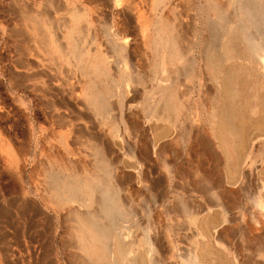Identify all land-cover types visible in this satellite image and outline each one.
Returning <instances> with one entry per match:
<instances>
[{
  "label": "rangeland",
  "instance_id": "rangeland-1",
  "mask_svg": "<svg viewBox=\"0 0 264 264\" xmlns=\"http://www.w3.org/2000/svg\"><path fill=\"white\" fill-rule=\"evenodd\" d=\"M46 3L0 0V264L212 263L205 254L264 264V140L228 161L216 135L219 116L230 126L243 117L247 141L264 119L262 66L250 51L264 50V0H55L35 38L30 7ZM228 37L239 56L224 61ZM28 61L42 76L29 81ZM241 67L252 76L229 98L227 75ZM154 126L175 134L148 158Z\"/></svg>",
  "mask_w": 264,
  "mask_h": 264
},
{
  "label": "bare ground",
  "instance_id": "bare-ground-1",
  "mask_svg": "<svg viewBox=\"0 0 264 264\" xmlns=\"http://www.w3.org/2000/svg\"><path fill=\"white\" fill-rule=\"evenodd\" d=\"M199 7V6H198ZM198 9V8H197ZM127 20H128V18H127ZM129 21V20H128ZM131 22V21H130ZM183 36V35H182ZM233 36V35H232ZM234 38H232L233 40L234 39H236L235 38V36H233ZM229 40H230V37H228V38H225V39H223V42H222V52H224L225 51V57L223 56V59H224V61H230V60H232L233 58H232V55H236L237 53L234 51L235 50V48L236 47H234L233 49L231 48V51H228L227 52V44H228V42H229ZM124 44H122V45H124V48H126V42H127V38H125L124 39ZM174 41H168L167 42V46H166V48L167 49H170L169 50V54L171 53V51H172V49H173V46H174ZM227 46V47H226ZM120 47V46H119ZM123 47V46H122ZM182 47V46H181ZM180 47V48H181ZM120 49V48H119ZM194 51V50H193ZM250 51L254 54V56L256 57V59H257V61L259 60V62L261 63V66H262V70L261 71H258V74L260 75V77L262 78V80H263V82H262V84L264 83V50H262L258 45H254L252 48H250ZM173 54V53H172ZM161 55H163V54H161ZM205 56H206V58L205 59H207V58H209L208 59V62H209V64L208 65H210V64H212V65H214L215 63H216V59H215V57L210 53V52H208V51H206L205 52ZM237 56H239V54H237ZM179 57H180V59L182 60V58H183V55H182V53H181V51L179 52ZM191 60V59H190ZM195 62H192V66L190 67V73H192L193 74V72H194V70H195ZM166 65H167V61H163V73L162 74H164V75H166L167 77H168V73H167V68H166ZM189 65V64H188ZM188 65H187V67H188ZM189 69V68H188ZM188 72V75H190V73ZM252 72H248L247 70H245V69H243L242 67L241 68H237V69H235V70H233L230 74H228L227 76H229L228 78H227V82H226V80L224 81V82H226V87L229 89V93H227V96L229 97V98H239V97H241L242 96V89H241V87H240V89H235V87L237 86L238 88H239V86H238V84H240L241 83V85H242V88H243V85H244V83L245 84H247V81L251 78V76H252V74H251ZM171 83V85H172V87L173 86H175V85H177V82L175 83L174 81L173 82H170ZM222 85V84H221ZM128 85H126V90L128 91V87H127ZM162 86H165L166 87V84H164V85H162ZM168 86V85H167ZM124 87V86H123ZM221 88H224V85L223 86H221ZM138 91V90H137ZM129 94L130 93H128V92H126V96L128 97L129 96ZM123 95V94H122ZM129 98V97H128ZM173 99H174V96H172V95H170V97L168 98V100H167V104L171 107V104H172V101H173ZM230 100V99H229ZM55 105V104H54ZM237 106V105H236ZM263 107V106H262ZM264 109V108H263ZM232 110V109H231ZM251 112V111H250ZM252 113L253 114H256L257 113V108L256 109H254L253 111H252ZM214 114V113H213ZM212 113H211V116H212V118L213 119H215V116L213 115ZM233 114L234 115H232V112L231 113H229L228 115H227V119L229 120V119H236V115L237 114H235L234 112H233ZM214 116V117H213ZM156 118V120H159V119H157L158 117H155ZM260 118V117H259ZM151 121L153 120L152 118L150 119ZM161 120V119H160ZM243 120V122H245V120L243 119V117L241 118V121ZM217 121H218V123H217V128H218V132H217V137H218V139H219V145H220V148H221V151L226 155V159L228 160V161H232L234 158H236V159H239V156L241 155V153H242V155H243V157H246V158H248L249 157V155L253 152V146H254V144L255 143H260L261 141H263L264 140V119H260V121L258 122V123H256L255 124V134L254 135H252L253 137L251 138H249L248 139V141H247V138H245L244 137V127L246 128V126H244L245 124H243V122H239L238 123V125H236V126H230L229 124H227L226 122H224V119H222V116H219V119L217 118ZM258 121V120H257ZM256 121V122H257ZM171 122V121H170ZM230 122H231V120H230ZM229 123V122H228ZM150 129H152L153 131H154V133L157 135V140H156V142L153 144V146L150 148V150H148L147 152L149 153L148 155H146L148 158H151V157H153L154 155H157L156 154V152H157V146H158V142L159 141H162L163 139H166V138H168V137H173V135L175 134V132L173 131V129H172V132H169V133H167L166 132V130H164V129H159V128H157L156 126H154V127H151ZM248 129V128H247ZM227 132V133H224V132ZM110 133L112 134V139H114V142L115 143H117L116 144V146L118 147V152L120 153V152H123L124 151V146H123V144H124V141L125 140H123V136H122V133L119 131V128L116 126V125H114V124H111L110 125ZM226 134H228L229 136L228 137H230V135H231V137L233 138V141H231V142H229V141H227L225 138H224V136L226 135ZM227 136V135H226ZM170 138V139H171ZM237 138H238V140H237ZM245 138V139H244ZM167 140V139H166ZM238 141V142H237ZM244 143V144H243ZM247 144V145H246ZM245 145H246V147H245ZM106 152V151H105ZM109 152V151H108ZM107 153V152H106ZM145 153V152H144ZM143 153V154H144ZM129 155H130V159L131 160H136L137 161V163H138V161H140V162H142L143 160H142V158H140L139 160H137L136 159V155H134V153H131L130 151H129ZM241 155V156H242ZM106 156V155H105ZM136 156V157H135ZM145 156V155H144ZM165 158H166V155H165ZM101 161H103L104 163H107L106 162V160L105 159H101ZM113 162V161H112ZM111 164V163H110ZM140 165V164H139ZM138 165V166H139ZM106 166V165H105ZM138 166H135V167H131V169L132 170H135V172H136V177H137V179L139 180L140 178H141V175L139 174V172H138ZM230 176V179H231V185H235L236 183H237V181H238V178H239V172H236V169H234V171H232V172H230V174H229ZM159 184V183H158ZM120 190H123V188H122V186H120ZM257 207L259 208V209H261V211L262 210H264V202L263 201H261V200H258L257 201ZM211 222V221H210ZM210 222H206V224H205V229H212V236H213V238L212 237H209L208 236V238L210 239V240H212L213 242H214V244H215V242L217 243V244H220V245H223V243H221L220 241H216V240H214V237H215V234H216V231H217V229L219 228H217L216 226L217 225H215V226H213L212 225V223H210ZM220 223V222H219ZM217 224V223H216ZM221 226V225H220ZM220 228H222V227H220ZM203 230V229H202ZM210 232H211V230H210ZM211 234V233H210ZM219 235V234H218ZM211 236V235H210ZM99 238H102V235H99ZM125 238V241H126V239H127V237H124ZM218 240H219V238H218ZM98 242V241H97ZM85 245H86V247L87 248H89V247H91V243H87V242H85L84 243ZM115 244V246H116V248H115V250L118 252V255L120 256H122V255H124L125 253L130 257V255H131V250H130V248L131 247H126V246H124V245H122L121 243H114ZM127 256V257H128ZM197 256L194 254L193 255V257H192V259H193V261L194 262H196V258ZM203 258L204 259H207L208 261L210 260V261H212V263H210V264H227L225 261H224V258L225 257H221V256H219V255H217V256H213V254H205V255H203ZM123 260V264H126V261L124 260V259H122ZM213 261H216L215 263H213ZM133 263V260L131 259V260H129L128 261V264H132ZM206 263V262H205ZM138 264V263H137ZM197 264V263H196ZM228 264H230V263H228ZM231 264H233V263H231Z\"/></svg>",
  "mask_w": 264,
  "mask_h": 264
},
{
  "label": "crops",
  "instance_id": "crops-1",
  "mask_svg": "<svg viewBox=\"0 0 264 264\" xmlns=\"http://www.w3.org/2000/svg\"><path fill=\"white\" fill-rule=\"evenodd\" d=\"M47 3L42 6H38L37 8L33 5L30 7V20H29V29L31 30V33L33 32L35 35V38H40L41 36L37 32V27L44 28L45 27V22L41 19H39V16H45L49 17L50 12H55V0H46ZM50 10V12H49ZM37 11L39 13L38 16H35L33 12ZM75 16H78V12ZM47 39V38H46ZM32 42V41H31ZM56 43V41H55ZM47 50L49 52V55H55V46L53 43L47 45ZM30 56H34L33 54L31 55L30 52L28 53ZM36 62H26L25 63V68L28 72H30V77L29 81L37 79L38 77L42 76L41 73V67L40 63L38 65L35 64Z\"/></svg>",
  "mask_w": 264,
  "mask_h": 264
}]
</instances>
